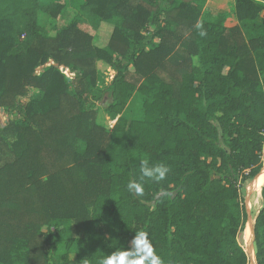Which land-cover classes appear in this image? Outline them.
<instances>
[{
  "label": "trees",
  "instance_id": "obj_1",
  "mask_svg": "<svg viewBox=\"0 0 264 264\" xmlns=\"http://www.w3.org/2000/svg\"><path fill=\"white\" fill-rule=\"evenodd\" d=\"M205 2L0 0V264H100L141 230L163 264H250L264 0H235L232 27L202 19ZM101 22L113 26L105 47ZM106 98L112 130L98 120ZM145 160L167 165L166 178L142 179ZM253 249L264 264V184Z\"/></svg>",
  "mask_w": 264,
  "mask_h": 264
},
{
  "label": "rangeland",
  "instance_id": "obj_2",
  "mask_svg": "<svg viewBox=\"0 0 264 264\" xmlns=\"http://www.w3.org/2000/svg\"><path fill=\"white\" fill-rule=\"evenodd\" d=\"M54 1L66 2L70 7L74 8V9H76V7H79V4H81V0H44V2H46V3L47 2H54ZM224 5L226 7V10L224 11L225 12V16H223L222 14H220V16H218V15L212 13L211 15L205 14L204 19H208L210 21H217L218 17L221 20L223 19V17H225L226 23L230 25L231 24L230 17L232 18V16L234 15V13H233L234 8L229 6V4L227 2H224ZM73 10H71L67 14V17H62L63 19L59 20V22L57 23L58 26H62L63 24H65L66 22H68L71 19L72 14L74 12ZM54 25H56V24L51 23L50 25H48V29H47V34L48 35H54L55 34ZM251 27L252 26L247 27L246 28L247 30L244 29V31L247 33L250 30ZM111 30H112L111 27L109 28V26H107V25H102L99 29H96L95 30V34H94L95 43L97 45H99V46L106 45L108 40H109V36H110ZM99 67H100L101 70L110 72L108 70L107 64L104 63V62H99ZM109 103H110V99H105L104 102H102L100 104V111H99V115H98V120L107 129L112 130L113 129V125L115 124V121L111 120L108 112L105 110L106 106ZM128 106L126 107L125 112L133 107L132 104H130V107H128ZM263 159H264V155H263ZM252 182H251V184H252ZM251 184H249L247 186L248 192H247V196H246L247 210H248V214H249L247 226L249 225L250 222H252L253 225H254L255 218L258 215V213H259V211L261 209V206H262V199H261V197H258L256 192H253L250 189V185ZM261 195H262V192H261ZM43 230L45 232H53V233H55L56 232V227H54V226H52V227H44ZM245 232H246V230H245ZM245 232L242 235V244L244 245L245 249L247 250V252L250 255V264H256L254 251H253V254H252L247 248L246 241H245V238H244L245 237V235H244ZM64 255L67 256L68 259H70V260H76L77 259V255L74 252H68L67 254H64Z\"/></svg>",
  "mask_w": 264,
  "mask_h": 264
},
{
  "label": "clouds",
  "instance_id": "obj_3",
  "mask_svg": "<svg viewBox=\"0 0 264 264\" xmlns=\"http://www.w3.org/2000/svg\"><path fill=\"white\" fill-rule=\"evenodd\" d=\"M195 28L199 36L207 35L203 22L197 21ZM141 178H147L155 182L162 181L166 178L170 168L165 164H156L149 166L147 161H141ZM127 190L136 195H142L143 185L135 181L127 184ZM169 195V193H164ZM133 248H125L111 255L106 256L100 264H163L161 257L156 253L152 243L145 231H137L133 237Z\"/></svg>",
  "mask_w": 264,
  "mask_h": 264
},
{
  "label": "crops",
  "instance_id": "obj_4",
  "mask_svg": "<svg viewBox=\"0 0 264 264\" xmlns=\"http://www.w3.org/2000/svg\"><path fill=\"white\" fill-rule=\"evenodd\" d=\"M224 2H227L228 4H229V6H231V7H233L234 8V11H233V13H234V15L232 16V18L230 17V21H231V24L229 25V24H227L226 23V20H225V17H223V16H225V10H226V7H225V5H224ZM212 13H214V14H216V15H218V16H220V14H222L221 16L223 17V19L221 20L219 17H218V20L217 21H211V22H218V21H221L226 27H232V26H235V25H237L238 24V20H237V18H236V16H235V0H206V2H205V4H204V8H203V11H202V19H204V17H205V14H208V15H211ZM205 20H207V21H210V20H208V19H205ZM102 25H107V26H109V28L111 27V33H110V36H109V40H110V37H111V34H112V32H113V26L111 25V24H109V23H107V22H101L100 24H99V26L97 27V29H99ZM109 40H108V42H109ZM108 42H107V44H108ZM94 44L96 45V46H98V47H105V46H107V44L106 45H104V46H99V45H97L96 43H95V37H94ZM99 62H104V61H99ZM99 62H98V68H99V70H100V72L104 75V76H107V79L110 77V76H112V74H113V71H112V69H111V67H109L108 65H107V67H108V70L110 71V72H107V71H104V70H101L100 69V67H99ZM105 63V62H104ZM132 71H134V69H132ZM106 99H110V98H106ZM111 100V99H110ZM134 101V99L132 98L131 99V101L129 102V106L128 107H130V104H132V102ZM112 120V119H111ZM113 121H115V123H116V121H117V119H114ZM115 125V124H114ZM113 125V126H114Z\"/></svg>",
  "mask_w": 264,
  "mask_h": 264
},
{
  "label": "bare ground",
  "instance_id": "obj_5",
  "mask_svg": "<svg viewBox=\"0 0 264 264\" xmlns=\"http://www.w3.org/2000/svg\"><path fill=\"white\" fill-rule=\"evenodd\" d=\"M263 184H264V168L262 169L261 173L254 179V181L250 185V189L253 192H256L258 197H261V199H262L261 192H262ZM253 226H254L253 223L250 222L244 234L247 248L252 254L254 251L253 249Z\"/></svg>",
  "mask_w": 264,
  "mask_h": 264
},
{
  "label": "water",
  "instance_id": "obj_6",
  "mask_svg": "<svg viewBox=\"0 0 264 264\" xmlns=\"http://www.w3.org/2000/svg\"><path fill=\"white\" fill-rule=\"evenodd\" d=\"M264 168V167H263ZM251 184V183H250ZM255 225V222H254ZM253 242H254V226H253Z\"/></svg>",
  "mask_w": 264,
  "mask_h": 264
}]
</instances>
